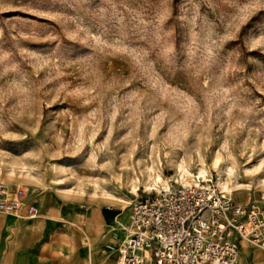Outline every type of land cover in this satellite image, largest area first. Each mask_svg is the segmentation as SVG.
Returning a JSON list of instances; mask_svg holds the SVG:
<instances>
[{"label": "rangeland", "instance_id": "1", "mask_svg": "<svg viewBox=\"0 0 264 264\" xmlns=\"http://www.w3.org/2000/svg\"><path fill=\"white\" fill-rule=\"evenodd\" d=\"M196 174L264 204V0H0V183L125 213Z\"/></svg>", "mask_w": 264, "mask_h": 264}, {"label": "built area", "instance_id": "2", "mask_svg": "<svg viewBox=\"0 0 264 264\" xmlns=\"http://www.w3.org/2000/svg\"><path fill=\"white\" fill-rule=\"evenodd\" d=\"M24 191L0 183V212L35 219ZM241 243L264 251V204L234 203L211 179L146 194L130 205L115 264H238Z\"/></svg>", "mask_w": 264, "mask_h": 264}, {"label": "crops", "instance_id": "3", "mask_svg": "<svg viewBox=\"0 0 264 264\" xmlns=\"http://www.w3.org/2000/svg\"><path fill=\"white\" fill-rule=\"evenodd\" d=\"M25 193L24 203H34L39 216L0 213V264H115L116 252L109 246L123 238L130 207L123 213L92 202L74 211L61 198L57 208L51 198L43 210L39 194L35 202L29 191ZM91 204L97 207L88 209ZM238 264H264V251L241 243Z\"/></svg>", "mask_w": 264, "mask_h": 264}, {"label": "bare ground", "instance_id": "4", "mask_svg": "<svg viewBox=\"0 0 264 264\" xmlns=\"http://www.w3.org/2000/svg\"><path fill=\"white\" fill-rule=\"evenodd\" d=\"M182 177V176H181ZM187 178V177H186ZM197 179H205V176H202V175H199V174H196L192 179L196 180ZM191 179V180H192ZM188 182V181H187ZM41 202V204L43 205V210L45 208H48L49 205H50V195L49 193H45L44 195H42L41 197L38 198ZM41 206V205H40ZM96 212V211H95ZM98 212V211H97ZM0 213H4V212H0ZM91 213V212H90ZM5 214H8V213H5ZM10 215H13V214H10ZM90 215V214H89ZM36 221V220H35ZM48 224V223H47Z\"/></svg>", "mask_w": 264, "mask_h": 264}]
</instances>
